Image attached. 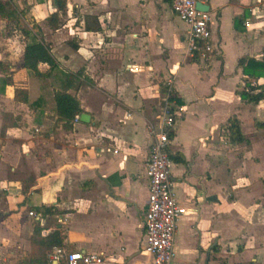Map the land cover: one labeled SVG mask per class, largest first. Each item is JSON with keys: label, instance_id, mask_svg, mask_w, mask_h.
<instances>
[{"label": "crops", "instance_id": "crops-1", "mask_svg": "<svg viewBox=\"0 0 264 264\" xmlns=\"http://www.w3.org/2000/svg\"><path fill=\"white\" fill-rule=\"evenodd\" d=\"M29 2L31 21L26 26L21 18V24H38L35 31L59 63L46 79L80 73V86L69 91L83 112L67 130L54 117L55 103L48 114L39 103L30 118L47 124L36 127L41 136L16 128L18 141L0 137V192L12 200L11 211L0 215V259L17 256L10 248L22 247V234H29L31 246L40 223L43 235L56 229L66 235L67 251L102 252L108 264L149 262L144 212L150 127L162 122L168 102L162 87L172 77L182 103L173 102L168 151L184 159L171 157L175 192L188 209L178 223L174 262L264 264V101L244 103L237 93L244 85L240 59H264V0H210L214 50L205 60L187 53L190 27L170 0H68V16L57 28L48 21L56 0ZM95 16L101 30H88V18ZM26 42L20 40L18 54L0 52L1 61L13 62L11 71H28ZM48 69L40 64L41 71ZM190 69L194 81L186 75ZM29 105L19 103L25 111ZM231 116L241 122V143H232L222 128ZM15 199L23 203L15 207ZM32 206L35 222L25 219ZM45 206L57 212L44 215Z\"/></svg>", "mask_w": 264, "mask_h": 264}, {"label": "trees", "instance_id": "trees-1", "mask_svg": "<svg viewBox=\"0 0 264 264\" xmlns=\"http://www.w3.org/2000/svg\"><path fill=\"white\" fill-rule=\"evenodd\" d=\"M68 10V0H56V10L48 19L50 25L56 28L61 26L68 16ZM22 12L18 0H0V17L6 20L5 35L11 37L19 31L27 38L24 51L25 68L38 78L51 77L54 70L59 66L52 52V47L42 36L22 26L20 17ZM89 18L86 28L88 30H101L97 17H92V20H89ZM71 45L75 48L78 47L77 44L72 42ZM209 54H212V52ZM199 56L198 54L197 57L191 61H197ZM42 63L49 65L47 71L40 70V64ZM239 66L242 68L244 85L242 87L239 86L237 93L241 97L242 102L260 103L264 101V81L259 82L261 78H264V59L258 60L255 57H244L240 59ZM0 70L4 73L8 72L10 70L9 64L0 60ZM66 75L63 85L59 88H55L53 91L55 103L54 117H56L58 122H62L65 129L70 130L73 128L74 120L83 112V109L78 96L69 91L70 88L80 86V73H67ZM9 77L10 75L8 74L1 78V93H4L6 86L11 84ZM162 94L163 96H167V101L170 103H182L181 100L177 99L175 91H169L166 83H163ZM15 99L24 103H31L32 106H39V103L42 101L40 97L31 102L30 92L26 89H17L15 92ZM173 111L176 112L177 109L174 108ZM261 125L264 126V123H261ZM222 128L228 131V136L232 143L237 144L246 140L242 132L241 122L236 116H231L228 121L222 125ZM169 136L170 138L174 136L173 130L170 131ZM171 157L176 162L184 161L182 157L174 155H171ZM56 212L57 210L54 209L53 206H45L43 214H53ZM42 230L43 227L40 223H36L31 237V242L35 250L32 263L50 264V253L55 247H62L64 245L66 235L59 229H56L48 235H43Z\"/></svg>", "mask_w": 264, "mask_h": 264}, {"label": "built area", "instance_id": "built-area-1", "mask_svg": "<svg viewBox=\"0 0 264 264\" xmlns=\"http://www.w3.org/2000/svg\"><path fill=\"white\" fill-rule=\"evenodd\" d=\"M210 0H170L173 12L189 27L187 53L190 56L201 54L204 59L214 50L212 44L213 15L209 10L200 9L198 3L208 4ZM169 91L174 87V79L167 80ZM175 103L167 102L159 127L151 126L153 141L146 163L150 180L148 204L144 212V250L151 259L147 264H175V236L180 218L187 212L175 192L172 165L168 145L169 131L174 126ZM77 119L79 117H76ZM31 215H37L33 211ZM51 264H108L102 252L67 251L57 246L51 253Z\"/></svg>", "mask_w": 264, "mask_h": 264}, {"label": "rangeland", "instance_id": "rangeland-1", "mask_svg": "<svg viewBox=\"0 0 264 264\" xmlns=\"http://www.w3.org/2000/svg\"><path fill=\"white\" fill-rule=\"evenodd\" d=\"M20 1H22V5L19 4L20 10L23 11L21 13L20 17L22 18V22L26 26H28L29 21H31V19H29L31 10H30V7H27V5L29 4V6H30V2H29V0H20ZM32 1H34V0H32ZM2 21H6V20L0 17V52L2 53V55H6V53H8V51L14 50L15 54L16 53L18 54V46H19L20 40L22 41V40L27 39V38L19 31L14 36L7 38V36H5V32L3 30V22ZM37 26H38V24H34L32 28H28V29H30L34 32ZM34 33L41 36V33L39 32V30H36ZM208 56H210V54H207V57ZM188 57H189V59L191 58L190 56H188ZM9 61L7 63H9ZM15 61L17 62L16 59H15ZM10 62L13 63L12 61H10ZM12 71L10 69L8 72H5V75H8V74L10 75L9 79L11 80L10 81L11 84L6 86V90L4 93L0 92V120H1V122H0V137L6 138L8 135H11L14 137L15 141H18V138L16 137V136H18L16 128H21V129L25 128L27 133H29L30 135L41 136L40 134L36 133L37 131H35V129H36V127H46L47 124H45L43 122L44 120L42 122L41 121L38 122L35 120L31 121L30 117L34 116V114H37V108L35 109L34 106L31 107L30 105H29L30 108L27 111L20 108L19 103H24V102H20L12 96L13 89L14 90L15 89L16 90L17 89L28 90L30 92V101L31 102H33L36 99L41 97L42 98L41 103H45V107L47 108V114H48L50 111L49 107L52 105V103H54V97H53L54 89L53 88L55 85H60V86L63 85L64 76L58 74L57 76H54L53 79L49 80L46 78L39 79L38 77H36L33 73H31L29 71L17 70V71H13V74H12ZM5 75L0 71V84H1V78L4 77ZM186 75L190 76V79L192 81H194L195 71L190 69V70H188V72H186ZM230 83H231V81H228L227 85L224 87L225 89H227L229 91H230V87L228 86V84H230ZM195 90L198 91V93L200 91H202V89L199 87L197 89L195 88ZM25 115H27V118L25 117ZM48 126H50V128H51L50 124H48ZM44 129H47V128H44ZM247 130L249 131V127H247ZM13 177H14V179H18L21 176L14 175ZM36 201H37V199H35V202ZM14 202L16 203L15 207H18L20 204L23 203L22 200L20 201L18 199H15ZM11 203H12V200H9L7 195H4L3 192H0V215H2L3 213H8L9 211H11L10 210ZM31 205H32V203H30L29 206H31ZM32 209L35 211V209L32 206L25 213V215H26L25 219H30L33 222H35V220L37 218L34 217L36 215H31ZM0 218H3V217L0 216ZM50 224H51L50 220L47 221V225H50ZM3 226H5V225H3ZM13 235L16 236L15 233ZM20 238H21L20 243H23L22 247L18 248V247L13 246L12 248H10V249H14V251L15 250L17 251V252H15L17 256H15L14 258L12 256V258H10L9 260H6V261L4 259H0V264H36V263H32V259H33V255H34V251H35L34 247L32 244L30 246V244H28V242L26 241L29 239V234H22L20 236ZM6 254H9V253H6ZM5 257H7V256H5Z\"/></svg>", "mask_w": 264, "mask_h": 264}, {"label": "water", "instance_id": "water-1", "mask_svg": "<svg viewBox=\"0 0 264 264\" xmlns=\"http://www.w3.org/2000/svg\"><path fill=\"white\" fill-rule=\"evenodd\" d=\"M198 7L200 8V9H204V10H209L210 9V5H208V4H201V3H198ZM89 115L88 114H86V113H83L82 114V119L84 120V121H88V117Z\"/></svg>", "mask_w": 264, "mask_h": 264}]
</instances>
